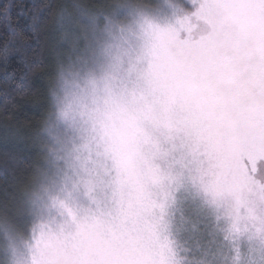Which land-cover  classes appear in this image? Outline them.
<instances>
[{
  "label": "snow or ice",
  "instance_id": "snow-or-ice-1",
  "mask_svg": "<svg viewBox=\"0 0 264 264\" xmlns=\"http://www.w3.org/2000/svg\"><path fill=\"white\" fill-rule=\"evenodd\" d=\"M48 7L60 26L69 9L92 26L95 53L77 74L94 100L79 127L71 106L58 112L73 135L51 138L59 147L48 148L41 188L62 222L34 219L30 264H179L151 191L164 179L153 135L161 130L190 144L213 202H232L233 230L250 221L264 240V0H203L195 16L210 31L198 39L189 17L162 27L135 0ZM98 194L112 203L107 213L85 206L99 205ZM7 241L0 254L23 264L10 233Z\"/></svg>",
  "mask_w": 264,
  "mask_h": 264
},
{
  "label": "rangeland",
  "instance_id": "rangeland-1",
  "mask_svg": "<svg viewBox=\"0 0 264 264\" xmlns=\"http://www.w3.org/2000/svg\"><path fill=\"white\" fill-rule=\"evenodd\" d=\"M201 3L203 0H197L196 3L193 0H153L151 4L141 5L162 27H179L178 22L185 16L189 17L194 26L193 39H198L210 31V27L195 16ZM78 18L80 22L73 30H80L83 49L80 53L75 50L70 53L68 63L63 67V77H59L53 114L42 135L41 150L45 155L49 147H59L52 137L63 143L73 135L67 131V123L58 112L71 106L69 121L75 118L79 127L83 106H93L94 97L90 94L88 78L77 74L85 62L89 65L92 62L95 53L93 29L88 22ZM102 25L101 20L100 26ZM181 36L187 38V33H181ZM153 135L159 141L162 151L155 163L164 179L161 184L152 186L151 191L153 198L164 204L161 236L171 241L179 264H183L181 252L186 255L189 264H264V240L256 235L257 225L241 221L240 232L233 230L235 221L231 214L232 202L225 200L215 203L213 197L203 190L198 181L201 165L190 144L183 137L168 140L167 133L163 130L154 132ZM42 173L43 171L35 185L34 194L26 199L21 212L24 217L27 216L25 221H29L28 238L14 241L23 264H30L28 245L33 243L31 228L34 219L39 218L54 229L62 222L61 217L54 212L50 214L44 207L47 197L41 188ZM165 193L169 194L167 199ZM98 195L101 201L99 205L89 203L85 206L90 207L93 212L107 213L111 210L112 203L104 195ZM0 239H3L5 245L8 243L6 234L0 232ZM176 241L181 250L177 248ZM0 264H8V257L4 254H0Z\"/></svg>",
  "mask_w": 264,
  "mask_h": 264
},
{
  "label": "trees",
  "instance_id": "trees-1",
  "mask_svg": "<svg viewBox=\"0 0 264 264\" xmlns=\"http://www.w3.org/2000/svg\"><path fill=\"white\" fill-rule=\"evenodd\" d=\"M82 2L107 5L121 0ZM51 3L0 0V117H10L0 118V232L10 233L13 241L28 238L29 221L21 212L43 171L42 135L53 114L59 69L66 66L70 53L83 49L80 30H73L79 16L69 9L71 16L60 26L50 15ZM176 245L181 250L177 241ZM180 254L181 262L189 264Z\"/></svg>",
  "mask_w": 264,
  "mask_h": 264
}]
</instances>
